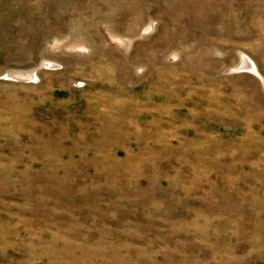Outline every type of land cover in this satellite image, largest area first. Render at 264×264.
<instances>
[{"label": "rangeland", "instance_id": "rangeland-1", "mask_svg": "<svg viewBox=\"0 0 264 264\" xmlns=\"http://www.w3.org/2000/svg\"><path fill=\"white\" fill-rule=\"evenodd\" d=\"M0 264H264V0H0Z\"/></svg>", "mask_w": 264, "mask_h": 264}]
</instances>
